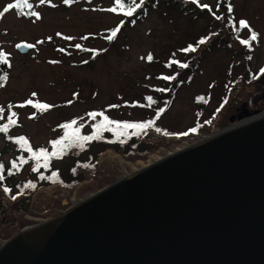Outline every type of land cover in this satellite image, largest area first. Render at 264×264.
I'll use <instances>...</instances> for the list:
<instances>
[{"label": "rangeland", "instance_id": "obj_1", "mask_svg": "<svg viewBox=\"0 0 264 264\" xmlns=\"http://www.w3.org/2000/svg\"><path fill=\"white\" fill-rule=\"evenodd\" d=\"M9 3L15 4L16 0H0V12ZM29 3L33 5L31 11H38L41 19L24 15L18 8L10 9L0 18V51L7 54L10 64H0V76L6 74L8 77L0 86V107L5 109L0 123H7L11 112L17 114L14 117L17 123L10 125L8 131L13 140L23 136L32 148L42 147L51 153L56 150L51 142L61 137L64 130L60 125L75 119L78 122L76 126H83L81 135H87L92 127L83 123L92 121L88 113L93 111L104 112L109 119L120 122L155 120L154 127H159L161 132L157 133L153 128L138 135L137 142L142 144V150H153L142 152L144 154L135 160L125 157L127 149L124 146L119 145L120 150L113 147L118 138L112 139L111 133L103 136L106 139H100L107 145H98V142L85 149L83 146L68 150L66 157L52 161L47 168L43 167L52 171L49 176L52 183L38 186L28 199L17 197L11 200L0 189V204L6 211V218H0V228L9 226L11 237L60 215L122 176L132 174L133 170H142L154 156L164 158L230 129L232 123L228 118L238 106L239 93H252L254 87L249 84L261 79H252V75L264 69V0H234V25L226 17L227 10L221 1H199V4L211 6L213 10H216L217 4L221 5L218 13L223 16L216 20L213 15L198 11L194 5L178 6L181 4L178 0L174 5L179 10L158 4L147 10L136 24L131 25L126 20L120 33L111 41L106 37L123 19L122 14L107 11L114 7L115 0H73L71 4L51 0L50 4L43 5L39 4V0H29ZM28 11L23 8L24 13ZM240 20H246L250 29L240 28ZM236 27L241 30L242 38H248L254 29L258 33V41H251L250 46L241 44L240 39L232 37ZM203 36H208L209 41L201 51L198 71L190 80L186 73L182 76L184 84L169 105V94L151 92V87L162 84L159 83V75L172 74L169 71L172 66L168 68L165 65L173 55L182 59L180 50ZM22 43L35 47L26 54H19L16 45ZM76 44L82 48L77 49ZM82 49L95 50V54ZM149 54L153 56L151 62L146 59ZM244 75L245 80H249L246 83L242 81ZM238 88H241L239 92ZM32 93L36 96L33 97ZM205 94H208V102L199 114L202 102L198 96ZM148 96L153 98L154 104L150 107L137 106L147 105ZM28 99L55 107L43 112L30 105L18 107ZM10 105L13 107L9 108ZM111 105L118 107L110 108ZM160 106L166 109L157 119L156 111ZM211 115L214 117L210 118ZM206 123L211 126L208 130L203 129ZM193 127L197 129L195 133L174 135ZM113 129L115 136L122 133L121 129L114 126ZM164 130H168L169 135H163ZM133 131L127 130L128 133ZM5 148L1 137L0 151ZM8 148L12 153L2 157L7 164L14 156L18 158L15 148ZM24 151L28 153L26 149ZM24 165L18 175L21 182L18 191L23 196L30 192L31 187L27 185H34L39 177L44 176L33 175L32 163ZM107 169L109 173L103 174ZM90 171L94 173L89 174ZM54 172L55 176L52 175ZM65 179L74 182L66 184ZM63 201L67 205H63ZM22 220L29 223L20 227ZM4 242L0 240V246Z\"/></svg>", "mask_w": 264, "mask_h": 264}, {"label": "water", "instance_id": "obj_2", "mask_svg": "<svg viewBox=\"0 0 264 264\" xmlns=\"http://www.w3.org/2000/svg\"><path fill=\"white\" fill-rule=\"evenodd\" d=\"M0 264H264V116L17 232Z\"/></svg>", "mask_w": 264, "mask_h": 264}, {"label": "trees", "instance_id": "obj_3", "mask_svg": "<svg viewBox=\"0 0 264 264\" xmlns=\"http://www.w3.org/2000/svg\"><path fill=\"white\" fill-rule=\"evenodd\" d=\"M199 1L200 0H197V2H193V0H178L179 3L181 4H177L178 6H181V5H194L195 8L200 11V12H206L208 13L210 16L214 17V20H216V16H223L221 15L220 13H218V9L220 8V4H217L216 6V10H213L211 8V6H209V8H202L201 5H204V4H199ZM217 1H221L222 4L226 7V10L228 8V5L233 4L234 0H217ZM127 3H130L131 0H126ZM136 3H140V0H136ZM174 3L176 4L177 3V0H144V3L140 5V7L135 11V13L133 14L132 17H126L124 16V14L122 12L118 11L116 13H119V14H122L123 16V19L122 21L115 27L117 28L118 26L120 27V30L123 28V26L126 24V20L128 21L129 24L131 25H134L137 23V21L140 19V17L144 16L147 12V10L155 7L156 5L158 4H165V5H169L170 7H173L177 10H179L175 5ZM114 6H116V4L114 3ZM182 7V6H181ZM210 9V10H209ZM220 14V15H219ZM227 18H229L230 21L233 22V25H234V21H233V14L232 12L229 13L227 11ZM208 27H211V26H208ZM114 28V29H115ZM112 29V30H114ZM244 29V28H243ZM111 30V31H112ZM111 31L109 32V35L111 33ZM240 29L238 27H236L235 29H233V34H232V37L234 39H240L241 40H245V39H249L250 40V35L248 38H242L241 37V33H240ZM120 33V31H119ZM214 33H217L216 31H214ZM202 38H204L207 41H209V37L208 36H203ZM200 38V39H202ZM200 39H196V41L194 43H189V44H186L182 49L184 48H187L189 45H192L194 47L197 48V50L195 52H183L180 50V52L182 53L183 55V58L182 59H178L175 55H173L172 58H170L168 61H167V64L165 66H167L169 68V63L170 61H178L179 63L178 64H172L171 68L169 69V71H171L172 74L170 75H159L158 76V79H159V83H162V84H158L157 86H152L151 87V92H156V93H159L161 91H158V89H168V91H164V93L162 94H169L167 95V98H168V103L169 105L172 104L173 102V99L176 95V93L178 92L179 88L182 86V84H184V82L182 81V78L185 76L184 74L186 73V75L188 76L189 80L193 78V76L195 75V72L198 71V67H199V63L201 61V51L204 47L205 44L203 45H198L197 46V42L200 40ZM258 41V39L256 40ZM239 42V41H238ZM255 42V41H254ZM220 43V42H219ZM241 43V42H240ZM220 46V45H219ZM212 50V49H211ZM183 63H187L189 65L188 68H181L179 67V64H183ZM198 65L197 67H195V65ZM184 75V76H183ZM162 76H175V79L174 80H171V81H166V80H163L161 79L160 77ZM183 76V77H182ZM164 84H166V86H164ZM199 98L200 97H203L204 99L201 100L200 99V106H199V109H198V113L201 114L205 108H206V104L208 102V94H205V95H201V96H198ZM164 106V105H163ZM163 108L164 110L166 109L165 107H162L160 106L159 109ZM159 109H157V111H159ZM156 111V113H157ZM215 115V114H213ZM214 116L211 115L210 118H213ZM2 119H0L1 121ZM147 122V121H146ZM104 123V119L102 117H99L97 116L95 120L92 119V121L90 122H86V123H83L84 126H90L92 127V131L87 134V135H84V136H93L95 137L94 139L84 143V148L85 149L87 146H90L94 143H98L103 145L105 143H103L102 141H100V139H106L105 137H103L104 135H107L109 133L112 134V139H116L118 138V140L116 142H114L113 145H116V146H113V147H116L118 150L119 149V145L120 146H124V148L127 149V152L125 153V157L127 159H131V160H135V159H138V157H141V154H144L142 152H150L151 150H153V148H147V149H143V147L141 148V143H138L137 140H139L138 138V135H140V132L139 134L137 135H134L133 133H128L127 130L128 129H121L122 130V133H119L117 134V136H115V134L112 132V130H114L112 128V130H105V129H99L98 130V125ZM5 124V123H4ZM196 124H199L198 122H196ZM195 124V125H196ZM0 125H3L0 123ZM155 126V125H154ZM152 127L150 129H153L155 127ZM81 128H83V126H80V134H81ZM209 128H211V126L208 125V123H206V125L204 126V130H208ZM148 129V130H150ZM200 130V129H199ZM65 131H67L66 129L63 130L62 132V136L59 137L58 139H61L63 136H64V133ZM110 131V132H108ZM121 132V131H120ZM165 132H168V130H164L163 135ZM184 132H189L188 128L184 130ZM184 132H181V133H184ZM82 133H84V131H82ZM171 134V133H170ZM189 134H191V132H189ZM147 135H150V133H147ZM172 135V134H171ZM174 135H180V133H176ZM173 135V136H174ZM3 138V141L5 142V146L6 148L2 151H0V164H2L4 166V172H3V175H4V180L3 181H0V189H4V187H7L8 189H10V192L6 193L8 194L7 196L13 200L11 197L12 196H16V199L17 197H23L21 200L23 199H28L30 196H32V190L36 189L38 186H46L50 183H52L51 179H49L48 177L50 176V174L52 173L51 170H45L42 166L43 164V160H41L39 162V167H37V162L35 160H33L31 158V153H25V149L21 148L19 144L16 143V140H13V137L9 135V133H0V138ZM107 145V144H105ZM9 146H12L15 148V150L17 151V153H15V155L18 157L16 158L15 156L13 158H11V161L9 164H7L6 162H4V160L2 159V157L7 154V153H12V150H10L8 147ZM42 147H37V148H32L34 151H37L39 149H41ZM75 147H71V148H68L65 150L64 153H62L60 156L58 157H53L49 164H51L52 161H55V160H59V159H63L64 157L67 156V154L69 153L68 150L70 149H74ZM50 153V152H49ZM135 155H138L136 156L135 158L131 157V156H135ZM94 158H95V155H94ZM16 161V162H15ZM23 161H26V163H32L33 167H32V173L33 175H36V176H40V175H44L42 176L41 178L39 177L38 178V182H36L34 185L35 187H31L29 188L28 191H30L28 193V195H25L23 196V194L18 191L20 185H21V182H19L18 180V175L21 173L22 169L24 168V164H26L25 162ZM15 162L16 165H17V168H12V163ZM24 165V166H23ZM33 169H36L35 171ZM44 169V171H43ZM11 173V174H9ZM93 174L94 172H89V174ZM109 173V169L105 170L103 172V174H108ZM48 174V175H47ZM69 176L71 177V175L69 174ZM63 182H65L63 179H61ZM67 182L66 184H69L71 182H74V180H67L65 179ZM66 186V185H65ZM4 192V190H3ZM5 193V192H4ZM6 214V211L4 209V207L0 204V218L3 219L6 218L5 216ZM35 215H38V212H35ZM29 222L25 221V220H22L19 225L20 227L22 226H25V224H28ZM9 227V226H8ZM8 227H4L3 226L0 228V240H8L11 235H12V231H9L8 230ZM16 229L14 228L13 232L15 231Z\"/></svg>", "mask_w": 264, "mask_h": 264}, {"label": "snow or ice", "instance_id": "obj_4", "mask_svg": "<svg viewBox=\"0 0 264 264\" xmlns=\"http://www.w3.org/2000/svg\"><path fill=\"white\" fill-rule=\"evenodd\" d=\"M63 2L65 4H71L73 3V0H63ZM193 2H197V0H193ZM45 3H51V0H39V4L43 5ZM144 3V0H140V3H136V0H131L130 3H127L126 0H115V4L116 6L111 7L109 9H107V11L112 12V13H116L119 9L120 12H122L124 14V16L126 17H132L133 14L135 13V11L140 7L141 4ZM55 6V5H52ZM27 8L29 9L28 12L24 13L23 12V8ZM202 8H209L208 5L204 4L201 5ZM13 8H18L21 9L22 14L30 16V17H34L36 20L41 19L40 13L38 11H31V9L33 8V5L31 3H29V0H16L15 4L9 3L6 7L3 8V11L0 12V18H2L4 16L5 13H8L10 9ZM210 10V9H209ZM227 11L229 13H231L233 11V8L231 6V4L228 5ZM216 19H221L220 16H216ZM239 27L240 28H245V29H250V25L248 24L247 21L245 20H240L239 21ZM120 31V27L118 26L117 28H115L114 30L111 31L110 35H108L106 37L107 40L111 41L113 40L115 37H117L118 33ZM57 35H61L60 33H57ZM51 39V38H49ZM64 39L66 40H71L72 37H64ZM84 39H87V37H84ZM258 39V33H256L255 31H251V35H250V40L249 39H245V40H241V44L246 45V46H250L251 41H256ZM37 43H42V41H38ZM206 43V40L204 38L200 39L197 42V46L198 45H203ZM17 48L20 47H27V48H34L35 45L32 44H18L16 45ZM75 47L77 49H81L82 46L80 44H76ZM84 51H93V53L95 54V50H90V49H82ZM197 50L196 47L189 45L187 48L181 49V51L183 52H195ZM61 52L65 51L64 49H60ZM143 59V57H142ZM149 62H151L153 60V56L151 54H149L146 58ZM249 59H251V57H249ZM52 63H58V61H52ZM85 63H87V61H85ZM178 61H170L169 63V67H171L172 64H178ZM0 64H5L10 66L9 61H8V56L6 53H4L3 51H0ZM179 67L181 68H188L189 65L187 63H183V64H179ZM261 73H264V69H261ZM163 80L166 81H171L175 79V76H162L160 77ZM256 78V77H254ZM8 79L7 75H3L0 76V86H2V82L6 81ZM158 91L164 92V91H168V89H158ZM32 96L35 97L36 93H32ZM199 99L203 100V97H200ZM146 100L148 101L147 105H137L140 107H150L152 104L155 103V101L153 100V98L151 96L146 97ZM68 103H71V101H69ZM32 106L33 108L43 112V111H47L50 110L51 108L55 107L54 105L48 104V103H42V102H34L32 99H28L26 100L23 104L18 105V107H25V106ZM13 106H9V108H11ZM110 108H115L118 107V105H111L109 106ZM164 111L163 108L159 109V111L157 112L156 116L157 119L160 116V113H162ZM4 112L5 109L3 107H0V119L4 118ZM16 113L15 112H11V114L7 117V123L0 125V133H8L9 131V126L10 125H15L17 123L16 119H14V117H16ZM33 116H35V113L33 114ZM88 116H90L93 120L96 119L97 116H102L104 119V123L98 125V130L99 129H105V130H112L113 126L115 129H132L133 134L137 135L140 132H144L146 133V131L150 128H152L155 125V120H149L147 122H120V121H115V120H111L109 119L108 116H106L104 114V112H89ZM77 120L73 119L71 122L69 123H64L62 125H60L61 128L66 129L67 131H65L64 136L61 139H57L51 142L52 146L54 149H56L55 151L49 153L46 149H39L37 151H34L32 149V147L29 145L28 140L23 137L20 136L16 139V143L20 145L21 148L26 149L29 153H31V158L33 160H35L37 162V167H39V162L41 160H43V167L47 168L49 165L50 160L53 157H58L60 156L62 153L65 152L66 149L71 148V147H83L84 143L94 139L95 137L93 136H82L80 134V127L76 126L77 125ZM138 130V131H136ZM155 131L157 133L161 132V129L159 127L155 128ZM197 131V129L195 127L191 128L189 130V132L191 133H195ZM189 132H184V133H180V135L183 136H187L189 135ZM164 135H169V133L165 132ZM26 163V161H23ZM12 168H17V165L15 162L12 163ZM34 171L36 169H33ZM4 166L2 164H0V181L4 180ZM11 174V173H9ZM53 176L56 175V173L54 172L52 174ZM43 178V177H42ZM49 179H51V177H48ZM26 187H35V185L33 184H29ZM4 192L8 193L10 192V189H8L7 187H4ZM13 200L16 199V196H12L11 197Z\"/></svg>", "mask_w": 264, "mask_h": 264}, {"label": "flooded vegetation", "instance_id": "obj_5", "mask_svg": "<svg viewBox=\"0 0 264 264\" xmlns=\"http://www.w3.org/2000/svg\"><path fill=\"white\" fill-rule=\"evenodd\" d=\"M253 31L255 30L253 29ZM257 72L258 70L256 71V73L252 75V79L254 77H256L255 78L256 80H258L260 77L261 79L254 84L252 83L249 84L252 86V88L254 87L252 93H248V94L239 93L240 96H238V102H237L238 106L235 107L234 112L231 115H229L228 118L229 121H231L232 119L234 120L233 123L246 122V121L249 122L252 121L254 118L264 114V76H263L264 73L257 74ZM242 81L243 83H246V81L249 80H245V75H244L242 77ZM239 90H241V88H238V92ZM233 104L231 105V107L233 106ZM254 112H257V114L253 115Z\"/></svg>", "mask_w": 264, "mask_h": 264}, {"label": "bare ground", "instance_id": "obj_6", "mask_svg": "<svg viewBox=\"0 0 264 264\" xmlns=\"http://www.w3.org/2000/svg\"><path fill=\"white\" fill-rule=\"evenodd\" d=\"M261 116H264V114H262V115H260V116H258V117H256V118H259V117H261ZM256 118H254L253 120H256ZM252 120V121H253ZM247 123H249L248 121H246ZM243 123H245V122H243ZM243 123H241V124H236V125H233V126H231L230 128H235V126H239V125H242ZM229 128H227V129H225V130H228ZM188 146H186L185 148H187ZM180 150H177L175 153H178ZM169 156V155H168ZM168 156H166V157H168ZM165 158V157H164ZM164 158H162V157H159V156H154L153 158H150L149 159V161L147 162V164H149V165H147L146 167H148V166H150L152 163H157V162H159V161H161L162 159H164ZM145 168V167H144ZM144 168H142V169H144ZM139 170H133V173L132 174H134V173H137ZM123 177H126V175H124V176H122L121 178H123ZM80 202V201H79ZM78 203V202H77ZM41 223H43V222H41Z\"/></svg>", "mask_w": 264, "mask_h": 264}]
</instances>
